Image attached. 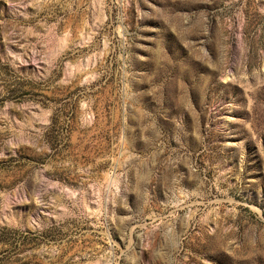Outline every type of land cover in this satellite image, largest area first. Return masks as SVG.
Instances as JSON below:
<instances>
[{
  "label": "rangeland",
  "instance_id": "1",
  "mask_svg": "<svg viewBox=\"0 0 264 264\" xmlns=\"http://www.w3.org/2000/svg\"><path fill=\"white\" fill-rule=\"evenodd\" d=\"M0 264H264V0H0Z\"/></svg>",
  "mask_w": 264,
  "mask_h": 264
}]
</instances>
